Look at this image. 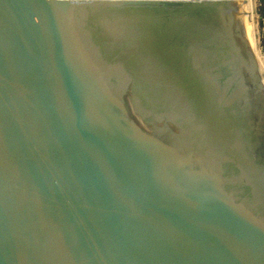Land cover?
Instances as JSON below:
<instances>
[{"label": "water", "instance_id": "water-1", "mask_svg": "<svg viewBox=\"0 0 264 264\" xmlns=\"http://www.w3.org/2000/svg\"><path fill=\"white\" fill-rule=\"evenodd\" d=\"M234 2L0 0V264H264Z\"/></svg>", "mask_w": 264, "mask_h": 264}, {"label": "bare ground", "instance_id": "bare-ground-1", "mask_svg": "<svg viewBox=\"0 0 264 264\" xmlns=\"http://www.w3.org/2000/svg\"><path fill=\"white\" fill-rule=\"evenodd\" d=\"M234 10L240 14L241 23L247 39L249 40L256 56L259 61V64H262L261 69L264 72V56L260 55L258 52V43H257V32L255 28L256 15H255V2L254 0H235L232 3ZM262 51V50H260Z\"/></svg>", "mask_w": 264, "mask_h": 264}, {"label": "built area", "instance_id": "built-area-1", "mask_svg": "<svg viewBox=\"0 0 264 264\" xmlns=\"http://www.w3.org/2000/svg\"><path fill=\"white\" fill-rule=\"evenodd\" d=\"M255 15L259 25H261L262 36H264V0H255Z\"/></svg>", "mask_w": 264, "mask_h": 264}, {"label": "rangeland", "instance_id": "rangeland-1", "mask_svg": "<svg viewBox=\"0 0 264 264\" xmlns=\"http://www.w3.org/2000/svg\"><path fill=\"white\" fill-rule=\"evenodd\" d=\"M255 2V0H254ZM255 28H256V32H257V29H258V32H257V43H258V52L260 55H262V52L260 50L263 51V54H264V36H262V32H261V25L258 24L257 20H256V23H255ZM264 56V55H263ZM260 66H262V64H260ZM264 74V72H263ZM264 79V78H263Z\"/></svg>", "mask_w": 264, "mask_h": 264}, {"label": "crops", "instance_id": "crops-1", "mask_svg": "<svg viewBox=\"0 0 264 264\" xmlns=\"http://www.w3.org/2000/svg\"><path fill=\"white\" fill-rule=\"evenodd\" d=\"M261 52H262V55H264V54H263V51H261Z\"/></svg>", "mask_w": 264, "mask_h": 264}]
</instances>
